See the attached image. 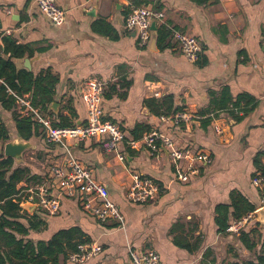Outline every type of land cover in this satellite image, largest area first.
I'll list each match as a JSON object with an SVG mask.
<instances>
[{
  "label": "crops",
  "instance_id": "obj_1",
  "mask_svg": "<svg viewBox=\"0 0 264 264\" xmlns=\"http://www.w3.org/2000/svg\"><path fill=\"white\" fill-rule=\"evenodd\" d=\"M57 1L66 12L62 26L44 16L34 0H0V44L10 36L27 47L25 56L13 60L18 70L56 79L48 115L54 123L64 116L84 125L85 83L97 80L105 85L103 119L120 127L125 142L115 153L106 152L97 138L73 140L67 147L107 187L125 224L101 222L84 212L77 198L66 195L60 197L56 215L43 211L40 196L59 193L51 168L65 163L66 149L48 143L42 129L26 139L19 136L15 114L20 110L10 111L0 103V124L10 135L8 142L0 140V159L8 158L5 145L18 137L30 145L21 160L12 158L13 170L26 171L17 185L19 195L35 205L31 211L21 207L20 221L26 226L34 217L43 221L39 230H30L27 240L49 242L60 232L73 230V242L103 247L99 256L83 264H132L129 248L154 251L160 264L253 262L256 251L250 252L240 235L225 232L224 226L251 207H260L261 193L252 179L261 172L255 161L264 154V0L206 5L196 0ZM143 5L164 11L166 20L156 23L149 43L140 47L138 32L127 30L126 18L132 7ZM164 30L169 33L166 38L161 36ZM173 30L200 41L203 53L198 63H190L178 50ZM54 103L57 111L51 107ZM233 107L237 113L230 111ZM169 109L193 118L178 125L162 118L171 116L160 114ZM214 125L223 133L217 134ZM138 126L146 130L141 139L134 136ZM153 132L189 149L194 161L186 160L182 166L195 163L200 174L178 180L168 149L154 153L145 145L144 137ZM130 141L136 146L131 148ZM202 151L211 156L210 166L195 159ZM260 159L264 162V155ZM134 176L151 179L158 194L143 204L130 202L126 193ZM257 223L256 216L244 231ZM259 224L262 229L264 222ZM0 247L3 258L9 248L1 240ZM68 257L59 256L55 264H76Z\"/></svg>",
  "mask_w": 264,
  "mask_h": 264
},
{
  "label": "built area",
  "instance_id": "obj_2",
  "mask_svg": "<svg viewBox=\"0 0 264 264\" xmlns=\"http://www.w3.org/2000/svg\"><path fill=\"white\" fill-rule=\"evenodd\" d=\"M40 12L46 16L55 26H62L65 23L66 12L60 7L57 0H34ZM166 20L164 11H159L152 5L132 7L126 18V28L131 32H138V44L146 46L152 35V24L162 23ZM172 35L177 43L178 50L184 57L193 64L201 60L203 47L200 41L193 35L183 30H173ZM105 85L97 80H89L85 83L84 98L87 108V121L84 125L72 127H55L53 120L43 116L37 109H34L28 96L20 97L14 95L17 100L22 116H33L44 130L48 143H54L66 149L67 158L62 165H55L51 173L57 181L59 193L55 195L43 194L39 198V207L50 215H56L60 208V197L62 195L77 198L84 212L91 214L97 220L106 222L118 221L124 226V216L119 207L111 201L109 191L105 185L95 180L92 170L75 158L68 150L70 141H87L97 138L101 141L103 149L108 153L117 152L119 146L125 142V134L120 127L112 122L103 119L101 107ZM159 98L160 94L155 93ZM165 120H172L176 124L190 121L193 116L186 112L176 113L170 117H162ZM216 121V120H215ZM217 134H222V127L214 125ZM145 145L154 153L161 148L168 149V153L177 166L176 178L180 181H187L191 177L200 174L199 166L192 163L187 167L182 166L186 160H193L192 152L189 149L176 147L173 141L165 136L153 132L144 137ZM128 145L133 148L136 142L130 141ZM121 161L125 160L124 155L118 154ZM195 159L204 166H210L213 162L211 156L206 152H199ZM252 184L261 193L260 208H264V174L261 172L252 179ZM158 186L151 179L134 176L133 184L127 190L128 200L135 204H143L158 194ZM46 192V190H45ZM19 197H22L19 195ZM23 199V197H22ZM257 211V210H256ZM256 211L251 212L239 220L231 222L227 233L240 235L244 230L255 223ZM103 247L93 242L80 243L75 252L69 254V261L76 264H83L88 260L99 256ZM132 264H160L159 255L154 251L137 252L129 248Z\"/></svg>",
  "mask_w": 264,
  "mask_h": 264
},
{
  "label": "trees",
  "instance_id": "obj_3",
  "mask_svg": "<svg viewBox=\"0 0 264 264\" xmlns=\"http://www.w3.org/2000/svg\"><path fill=\"white\" fill-rule=\"evenodd\" d=\"M217 2L218 0H196V3L200 5ZM161 36L166 38L169 33L165 30L161 31ZM26 49L27 47L18 45L10 36L4 37L2 44H0V103L5 109L15 112L19 106L12 93L20 97L28 95L31 106L43 116L49 117L48 115L51 116L52 114L50 104L53 101L56 79H53L50 74L34 75L26 69L18 70L13 60L25 56ZM159 104L161 108H164V103ZM231 110L237 113L238 108L233 107ZM160 114L169 116L175 114V111L171 112L169 109V112L163 111ZM60 120L59 123L53 122V125L55 127L76 125L64 116H60ZM15 122L18 135L25 139L39 133L42 129L33 116H22L20 112L15 114ZM141 129L140 126L137 127L134 132L135 139H141L142 134L146 131ZM42 131L44 133L43 129ZM138 132L141 134L138 135ZM0 140L2 142L10 140L9 131L2 124H0ZM263 155H259L255 161V165L262 174H264V162L260 158ZM13 167L12 158L0 159V211L4 212L3 216L0 215V240L9 248L7 253L2 254L4 255L3 258L0 256V264H55L59 256L69 255L68 250L70 253L75 252L80 243L89 242H73L75 238L73 230L60 232L49 242L34 244L27 240L30 230H39L43 221L34 217V221L27 226L20 221L21 217L17 212L22 210L21 207L25 200L19 197L17 185L23 179L26 171L22 169L13 170ZM9 173L11 174L9 175ZM254 211L256 209L251 207L247 213L238 216L235 220H239ZM228 226L229 224L226 223L225 232H227ZM260 226L257 223L251 231H243L240 234V240L244 246L250 252L256 251V259L246 264H264V227L261 229Z\"/></svg>",
  "mask_w": 264,
  "mask_h": 264
},
{
  "label": "water",
  "instance_id": "obj_4",
  "mask_svg": "<svg viewBox=\"0 0 264 264\" xmlns=\"http://www.w3.org/2000/svg\"><path fill=\"white\" fill-rule=\"evenodd\" d=\"M156 28V23L152 24V29L154 30ZM52 109L57 111L58 104L54 103L52 106ZM30 148V145L21 137H18L16 140L10 141L5 145V156L8 158H13L15 160H21L23 157V153L27 151ZM23 209L31 211L35 205L32 203H25L22 205ZM257 221L259 223L264 222V208H260L256 211Z\"/></svg>",
  "mask_w": 264,
  "mask_h": 264
}]
</instances>
